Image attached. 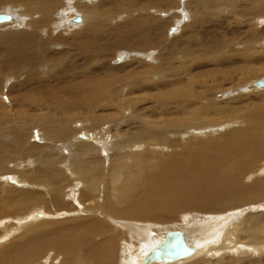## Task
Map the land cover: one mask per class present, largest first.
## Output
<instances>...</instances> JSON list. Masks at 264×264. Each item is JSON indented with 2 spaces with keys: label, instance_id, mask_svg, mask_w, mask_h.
I'll return each mask as SVG.
<instances>
[{
  "label": "bare ground",
  "instance_id": "6f19581e",
  "mask_svg": "<svg viewBox=\"0 0 264 264\" xmlns=\"http://www.w3.org/2000/svg\"><path fill=\"white\" fill-rule=\"evenodd\" d=\"M178 1L0 0L20 11L0 14V97L40 110L0 101V264H173L200 251L178 264H264V96L215 100L264 74V0H180L187 23L167 39ZM121 50L129 62L113 66ZM84 120L126 125L120 140L110 127L107 165L91 142L75 139L68 172L54 146L26 144L32 127L49 144ZM174 233L187 253L153 259Z\"/></svg>",
  "mask_w": 264,
  "mask_h": 264
},
{
  "label": "rangeland",
  "instance_id": "374dc122",
  "mask_svg": "<svg viewBox=\"0 0 264 264\" xmlns=\"http://www.w3.org/2000/svg\"><path fill=\"white\" fill-rule=\"evenodd\" d=\"M177 1V0H176ZM185 2L187 1V0H184ZM241 1H239V0H237V3H240ZM178 7H177V9H178V12H176V13H178V14H180L179 12H180V9H182V4H183V2H181L180 0L178 1ZM15 10V11H14ZM2 11V12H1ZM18 12H20L18 9H17V6H13V7H5V6H3V8H0V14H8V15H14V13H18ZM178 14H175V15H178ZM166 16H164V18H165ZM17 18V17H16ZM162 18V17H161ZM262 18V17H261ZM260 18V19H261ZM23 21H25V17H23ZM76 19V18H75ZM175 19V18H174ZM181 19H182V21H181ZM19 21H21V19H19ZM171 22H172V24H171V26H168L167 28H166V30H165V35L166 36H168V38L167 39H169V35H170V33L172 32V28H173V31L174 30H176L175 31V33L177 32V29H178V27L181 25V24H183L184 26L186 25V20H185V18H183V14L181 13L180 14V20H179V17H176V19H175V21H173V20H170ZM178 21H181V22H178ZM18 22V21H17ZM8 23H10V22H8ZM5 24V23H4ZM177 24V25H176ZM178 24H179V26H178ZM182 25V26H183ZM177 26V27H176ZM182 26H181V28H182ZM260 26V28L261 27H263L264 25H259ZM170 27V28H169ZM175 27H176V29H175ZM169 31V32H168ZM178 33V32H177ZM172 34V33H171ZM179 34V33H178ZM178 34H175V39L176 38H178V37H176V35L178 36ZM171 36V35H170ZM123 52H125V51H123V50H121V51H118V55H116L115 56V59H112V65L113 66H115V65H117V64H120V63H123L124 61H122V62H117V60H119L120 58H122L123 56L122 55H120L121 53H123ZM136 56V55H135ZM134 55H133V57H135ZM130 56H128V58H129ZM135 58H139V60H141L142 62H144V64L146 63V64H148V63H152V60L149 62H147V58L146 57H141V56H139V55H137V57H135ZM125 62H129V59H128V61H125ZM154 64V63H153ZM153 76H157V75H153ZM264 76V74H261V75H259V77L257 76L256 78H253V79H250L248 82H246L244 85H241L240 87H237L236 89H234V90H232L233 92H237L238 91V93H233V94H230L229 95V92H227V91H222L223 93H218L217 94V96H216V98L218 97H220L219 99L217 98V99H215L217 102H220V101H222V100H226V99H228V98H230L231 96H235V95H237V94H246V95H244V97H242L243 99V101H245V100H247L250 96H255L256 97V99L258 100V101H260L261 100V98L264 96V88L263 89H259V88H257V89H254L253 88V90L254 91H250V89L248 90V87L251 85V83H253V82H255V81H257V80H259L261 77H263ZM154 78V77H153ZM154 82V81H153ZM244 87V88H243ZM245 87H247V89L245 88ZM242 88V89H241ZM257 90V91H256ZM123 94H125V92H123L122 94H121V96L123 97L124 95ZM242 96V95H241ZM1 99H2V104H3V106L4 107H6V108H13V112H26V110H35V111H37L38 113H40V110L38 111V108L37 107H35L34 105H35V103L34 102H29L28 104L27 103H25V102H22L20 105L21 106H18V107H15L13 104H11V102H10V100H8V99H3L2 97H0V101H1ZM34 103V104H33ZM11 105V106H10ZM33 106H34V108H33ZM23 107V108H22ZM117 108L118 109H120V105H117ZM120 115H122V116H124V119L123 120H125L126 119V117L128 116V117H134V114H133V112H132V109H131V107L130 108H127L126 110H124V109H120ZM124 113V114H123ZM127 115V116H126ZM85 121V123H83ZM84 121H76V122H73L72 124H71V126H72V128L74 129V131L76 132L74 135H71L70 136V138H69V140H66V141H61V142H56V143H49V144H47V142H45V140H44V137H43V135H42V133H41V131L37 128V127H32V131L31 130H29V132H28V141L26 142V144H28V145H32L33 143V145H37L38 147H42V145L43 144H46V146L48 147V146H54V148H55V154L56 155H58V157L60 158V159H62L63 158V162L62 163H60V165H61V167L62 168H64V170L66 171V172H68V171H70V169H71V167H70V164H71V161L73 160V156H72V151H71V148L74 146V145H76L79 141H85V142H91V143H93L95 146H97L96 148H98L99 149V154L103 157V159H104V164L105 165H107L108 164V159H109V155H110V153H111V151H110V147H111V144H112V142H113V140H112V133H111V130L112 129H115L116 130V134H115V136L117 137L116 139H118V140H120L121 138H123V134H122V132H121V130L126 126L124 123H119V124H111V123H105V124H102V125H100L98 128H96V129H90L89 128V126H90V123L91 122H89V120H84ZM86 121H87V123H86ZM227 123H225V122H223V123H221V124H219L217 127H215L216 128V130H217V128H221V127H223L222 125H224V126H233L234 124L232 123V122H228V121H226ZM88 123H89V125H88ZM77 125V126H74V125ZM86 124V125H85ZM229 124H231V125H229ZM233 124V125H232ZM80 125V126H79ZM86 126V127H85ZM87 126H88V130H87ZM76 127V128H75ZM112 129H111V128ZM118 127V128H117ZM121 128V129H120ZM207 129H211V128H213V129H215L214 127H206ZM82 131H81V130ZM110 129V130H109ZM108 132H107V131ZM81 131V132H80ZM85 131V132H84ZM100 132V133H99ZM102 132V133H101ZM97 133V134H96ZM221 133V132H220ZM89 134H91V135H89ZM94 134V136H96V139H95V141L93 142V141H89V138L92 136ZM105 136V137H104ZM98 137V138H97ZM182 137V136H181ZM181 137H180V139H181ZM102 138V139H101ZM106 138V139H105ZM214 138V136H207V137H205V138H202L201 140H211V139H213ZM75 139L76 140H78V142H75ZM42 140V141H41ZM68 141V142H67ZM106 141V142H105ZM199 140H196V139H191L189 142H192V143H197ZM96 142H99V143H96ZM104 142V143H103ZM184 142H185V140H183V141H181L177 146H175V155L176 156H180L182 153H183V145H184ZM41 145H40V144ZM76 143V144H75ZM100 144H103V146L104 147H101L100 146ZM61 145H67V147H63V148H61ZM61 148L60 149V151L58 150V148ZM68 147H69V150H68ZM132 147H134V146H132ZM65 148V149H64ZM68 151V152H67ZM128 151H131L132 152V150L131 149H128ZM125 153V152H124ZM66 155V156H65ZM72 156V157H69V156ZM76 159V158H75ZM107 163V164H106ZM18 164V163H17ZM63 164V165H62ZM21 165V164H20ZM25 167V166H24ZM17 169H18V167H17ZM19 170V169H18ZM11 175V174H10ZM9 175H7V176H5V177H3V181H8L9 180ZM12 177H16V175H12ZM103 177H106V175L104 176L103 175ZM107 178V177H106ZM104 181H101L100 182V186H102L105 182H106V179H103ZM104 182V183H103ZM63 195H65L66 197H68L67 198V200H69V195L68 194H63ZM99 196H100V194H99ZM73 199H74V197H72ZM81 205L83 206V204L81 203ZM84 207V206H83ZM71 211H69V213H70ZM176 229L177 230H179L180 231V229H182V228H169L167 231L170 233V232H174V231H176ZM166 231V232H167ZM195 241H197V242H199V240H196V239H194ZM201 253V251L198 253V255L197 256H199V254ZM193 255H195V254H193ZM192 255V256H193ZM197 256H194V257H192V258H189V259H185V260H181V261H178V262H175V263H173V264H178L179 262L181 263V262H184V261H187V260H191V259H194V258H196ZM157 262H155L154 264H156ZM151 264H153V263H151ZM159 264V263H158ZM160 264H163V263H160Z\"/></svg>",
  "mask_w": 264,
  "mask_h": 264
},
{
  "label": "water",
  "instance_id": "95a60500",
  "mask_svg": "<svg viewBox=\"0 0 264 264\" xmlns=\"http://www.w3.org/2000/svg\"><path fill=\"white\" fill-rule=\"evenodd\" d=\"M258 84L260 87H264V77ZM186 253L181 237L177 233H174L154 251L152 258L168 263L182 257Z\"/></svg>",
  "mask_w": 264,
  "mask_h": 264
}]
</instances>
